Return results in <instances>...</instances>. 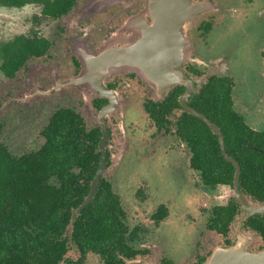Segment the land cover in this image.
<instances>
[{"label":"flooded vegetation","instance_id":"obj_1","mask_svg":"<svg viewBox=\"0 0 264 264\" xmlns=\"http://www.w3.org/2000/svg\"><path fill=\"white\" fill-rule=\"evenodd\" d=\"M205 1L207 9L189 29L197 57L184 63L194 81L187 92L182 26L171 24L170 33L162 32L163 26L144 15L145 0H0V37L9 36L0 42V112L17 109L26 120L38 114L50 120L58 111L72 117L71 146L77 154L68 162L72 180L89 184L77 207L103 164L92 199L100 196L107 205L105 199L112 196L118 211L112 213L119 232L103 242L102 264L131 259H138L131 264H178L165 247L182 242L187 224H182V208L186 211L195 196L210 200L199 205L206 212L199 235L210 237L213 247L195 252L189 264H203L215 247L233 245L244 211L242 230L256 236L253 250L264 249V237L250 219L264 220V213L249 215L238 198L239 192L264 202V46L253 78L235 71L223 55L226 49L214 54L210 39L213 30L242 27L253 17L264 23V0ZM147 28L156 30L149 39ZM138 56L144 66L136 63ZM219 103L227 115L219 117H228L229 137L215 113ZM188 107L220 127L225 151L219 135ZM158 168L165 186L179 177L180 191L182 185L188 189L186 201L175 191L162 195L158 183L149 182ZM129 169L140 175L137 180L122 173ZM188 181L193 185L188 187ZM124 182L131 186L121 190ZM173 229L180 231L178 239L169 238ZM91 254L73 261L85 264Z\"/></svg>","mask_w":264,"mask_h":264},{"label":"trees","instance_id":"obj_2","mask_svg":"<svg viewBox=\"0 0 264 264\" xmlns=\"http://www.w3.org/2000/svg\"><path fill=\"white\" fill-rule=\"evenodd\" d=\"M215 113L229 137L228 117H219L227 116L220 103ZM71 119L65 111L56 112L41 131L43 142L16 153L9 138L3 137L0 115V264H75L70 252L82 257L91 251L101 257L103 242L119 232L113 227L116 216L112 212L118 211L111 205L112 196L105 199L107 205L100 196L89 201L68 230L72 210L83 201L89 186L72 180L68 162L77 154L76 146H71L75 143ZM215 141L211 138L210 142ZM250 219L264 237V220Z\"/></svg>","mask_w":264,"mask_h":264},{"label":"rangeland","instance_id":"obj_3","mask_svg":"<svg viewBox=\"0 0 264 264\" xmlns=\"http://www.w3.org/2000/svg\"><path fill=\"white\" fill-rule=\"evenodd\" d=\"M145 1L147 2V0ZM1 22L2 21L0 20V24ZM7 37L9 36H1L0 42ZM210 39H212L213 42L211 43L213 44L212 47H215L214 50L212 49L214 54L217 55L224 49H226V52L223 55L229 58L230 65L235 68V71L241 73H245L246 71L253 78L256 77V72L259 68L260 63L262 62L261 49L264 46V23L258 20L257 17H253L250 21L247 19V21L242 24V27L232 28V26L230 25L225 30L222 28H217V30H213V32L211 33ZM219 49L222 50L220 51ZM193 57L196 58L197 56L193 55L192 59ZM24 117L26 116L18 113L17 109H11L10 112H8L7 107L2 108L1 122L4 125L3 137L5 139L9 138L12 149L16 153H20L30 147L41 144L43 142L41 131L49 122V117L47 115L38 114L35 120H26ZM149 172L151 173V171ZM122 173L126 174V176H130L128 178H133L135 180H137V176H140L137 172L134 173L132 169L124 170V172ZM124 174L122 175L121 181H124ZM151 174H153V177L149 176V182H157V186L160 187L162 195L165 196L166 194L170 193L171 190L175 191L177 195L182 194V201H186L187 197L189 198V195H187L188 189L186 187L182 185V191H180L181 185L179 177L173 176L171 182L166 184L165 186L164 184H162V180L165 175L161 169H159L158 172H154ZM131 181L132 179H129V182ZM131 183L122 184L121 190L131 186ZM190 183L188 181V187L193 185V181H190ZM170 184L171 189L169 187ZM155 195L157 197H160L157 194ZM195 198L198 199H194L191 205L189 203L186 206V211H183L182 208V224L184 222L187 223L186 225L182 226V242L178 243L179 245L175 244L174 248L165 247V249L168 248L166 254H171L172 257L175 256L174 258L178 264H189L191 263L190 260H193L195 252H204L213 247V241L210 239V237L206 236V234L199 235V231L202 228V224L204 223V219L206 216V212H203V208H201L199 205H205V203L210 202V200L201 196H195ZM190 200L191 199H189V201ZM182 206L185 208V204L183 202ZM176 229L170 231L169 238H179L180 231ZM211 236L213 238L215 237L214 235ZM253 242L254 243L251 249L256 244V236L255 241ZM78 255V253L75 254V251L69 253L70 258L74 260L77 259ZM85 264H102V262L97 254L92 253L86 259ZM155 264H159L158 260L155 261Z\"/></svg>","mask_w":264,"mask_h":264},{"label":"water","instance_id":"obj_4","mask_svg":"<svg viewBox=\"0 0 264 264\" xmlns=\"http://www.w3.org/2000/svg\"><path fill=\"white\" fill-rule=\"evenodd\" d=\"M99 0H90V2L97 3ZM148 6L144 13L146 16H150L156 24L163 26L162 32H171V24H176L177 27L182 26V82L187 85V92L193 88L194 81L187 74V68L185 67V61L192 59V44L189 35V28L195 23L200 12L207 9V4L205 0H147ZM168 24V25H167ZM154 28H147L145 35L147 39L155 33ZM180 32V29H177ZM151 35V36H150ZM146 39V40H147ZM144 56V60H146ZM142 56H138L137 64L144 66ZM193 114L202 117L212 130L219 135L220 142L225 151L224 145V135L220 127L213 121L208 119L203 114H200L196 110L188 107ZM226 155V154H225ZM227 156V155H226ZM228 159H231L227 156ZM237 165L235 185L236 188L239 183L240 168ZM103 171V164L98 170V173L91 183V189L88 196L85 198L83 204L74 210V214L71 222L68 225V230L71 229L73 221L78 214V212L91 201L93 195L97 192L99 183L101 180ZM238 198L242 202L243 207L248 211L249 215L259 212L264 213V202H256L242 196L238 192ZM245 211L240 217V223L235 226L237 233V239L235 243L229 247L218 246L216 247L203 264H264V249L262 250H252L253 241H255L254 235H248L242 230V220L244 218ZM138 259L127 260L128 264L135 263Z\"/></svg>","mask_w":264,"mask_h":264}]
</instances>
